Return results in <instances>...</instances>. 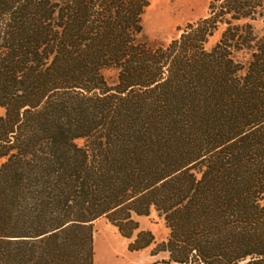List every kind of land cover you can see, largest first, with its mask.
Instances as JSON below:
<instances>
[{"label": "trees", "instance_id": "trees-1", "mask_svg": "<svg viewBox=\"0 0 264 264\" xmlns=\"http://www.w3.org/2000/svg\"><path fill=\"white\" fill-rule=\"evenodd\" d=\"M148 7L0 0V264H93L101 218L153 264H264V0L156 47Z\"/></svg>", "mask_w": 264, "mask_h": 264}, {"label": "rangeland", "instance_id": "rangeland-1", "mask_svg": "<svg viewBox=\"0 0 264 264\" xmlns=\"http://www.w3.org/2000/svg\"><path fill=\"white\" fill-rule=\"evenodd\" d=\"M214 0H149L143 18V36L151 46H160L181 34L179 28L188 23L196 22L209 13V6ZM256 33L264 34V19L254 22ZM220 32L210 39L207 47L211 48L220 38ZM106 77L110 82L116 80V72L109 71ZM4 111L0 109V115ZM140 228L150 231L159 244L169 237V229L159 214L152 210L149 215L136 218ZM131 241L125 239L106 218H101L93 224V264H153L164 258V255L151 256L152 247L130 252L128 245Z\"/></svg>", "mask_w": 264, "mask_h": 264}]
</instances>
